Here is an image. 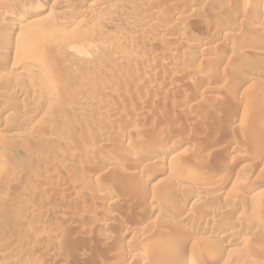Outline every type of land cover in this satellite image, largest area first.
Listing matches in <instances>:
<instances>
[{
  "label": "rangeland",
  "instance_id": "374dc122",
  "mask_svg": "<svg viewBox=\"0 0 264 264\" xmlns=\"http://www.w3.org/2000/svg\"><path fill=\"white\" fill-rule=\"evenodd\" d=\"M6 1L14 0H0V107L7 108L0 111V160L8 159L6 165L0 163V264H92L98 257L105 259L103 263L109 262L105 264H152L153 255L161 251L172 254L182 251L184 258L193 255L200 264H264V148L261 152L258 150L264 143V54H260L264 47L254 41L264 38V20H260L263 22L260 25L257 18L261 7L256 12H244V3L249 0H124L126 3L123 0L122 3L121 0H49L45 15H50V19L43 22L42 32L24 28L11 32L9 21L2 18V14L10 11ZM40 1L26 0L33 4ZM67 2H70L69 8H63ZM146 9L152 14L147 15ZM166 15H179V22L167 24L163 20ZM180 16H184L181 21ZM69 21L73 24H67ZM221 26L228 34L236 32L237 35H219ZM133 28L139 30V36L130 32ZM101 33L113 35L104 46L99 44ZM196 38L204 41L205 46L195 47ZM18 45L22 47L19 60L30 64L32 79L1 64ZM181 53L187 57L183 61ZM175 58L181 60L180 65L174 63ZM259 66L263 70L261 75H250ZM188 70H194L196 75L193 71L190 78L181 80L179 73L191 74ZM90 74L99 77L94 82H84ZM43 91H53L57 96L48 98ZM145 91L156 99L145 101ZM225 101L230 102L223 104ZM165 116H171L175 122L171 126L163 123ZM146 118L157 122L148 124ZM163 124H167L165 128ZM157 127H163L165 134H159ZM119 135L124 139L120 140ZM140 136L149 139L151 145L132 148L131 143L142 139ZM171 146L181 151L177 165L200 171L201 164H211L205 172L209 177L215 175L213 167L220 164L230 174L223 192L216 195L215 186L203 191L195 200L196 208L193 202L194 207H190L193 209L179 214L181 220L168 229L177 228L173 240L170 238L164 243L167 239H163L153 244L150 241L168 231L162 228L166 226L163 223L167 218L163 214L166 206L188 192H196L193 183L186 191L181 190L179 175L169 172L168 164L162 166L150 160L138 165L145 153L164 156ZM67 154L72 163L59 162ZM107 154L112 157L114 154L115 162L97 176L91 175ZM30 163L34 169L31 166L27 172L22 170ZM160 168L165 173L162 171L163 174L152 178L150 174ZM21 170L26 175L20 179L16 174ZM75 177L80 179L77 181ZM150 177V184L145 185ZM75 180L82 184H76ZM96 189L99 196L117 194L113 195L115 201L99 202V196L94 193ZM92 192L95 196L89 195ZM139 193L140 196L142 193L140 199ZM94 203L97 208L101 207L100 213L93 210ZM147 203L149 206L159 203L160 209L163 206L165 210L149 213ZM40 205L48 206L49 212L39 215ZM81 207L82 211L92 209L96 217L86 211H81L80 217L74 211ZM67 217L74 229L68 236H51L46 230L48 226ZM91 218L97 220L92 222ZM99 219L103 223L98 225L95 222H101ZM226 230L229 234L223 237L221 232ZM124 231L131 232L133 237ZM181 234L185 237H180ZM213 247L223 248L220 259L205 253ZM135 252L140 256L141 252L146 253L151 261L143 259L147 258L145 255L131 260ZM118 255L122 257L117 258Z\"/></svg>",
  "mask_w": 264,
  "mask_h": 264
},
{
  "label": "bare ground",
  "instance_id": "6f19581e",
  "mask_svg": "<svg viewBox=\"0 0 264 264\" xmlns=\"http://www.w3.org/2000/svg\"><path fill=\"white\" fill-rule=\"evenodd\" d=\"M119 1V0H118ZM124 1V0H123ZM122 0L120 1L121 3L123 2ZM127 1V0H126ZM7 3L5 4V6L10 10L9 12H7V13H5V14H2V18H3V21L5 20V22L6 21H9L7 24L9 25V28L8 29H10V31L11 32H14V31H16V30H18V29H25V30H27V31H37V32H39V31H41L42 32V30L44 29L43 28V22L45 21L46 22V20H47V22H48V20L50 19V15H45V12H46V10L48 9V7H49V0H41L40 2H34V4L33 3H30V2H26V0H25V2L24 1H6ZM125 2V1H124ZM126 3V2H125ZM130 3H131V1H130ZM4 4V3H3ZM124 4V3H123ZM129 4V3H128ZM245 4V7H243L244 9H243V11L245 12V11H247V12H249V11H258V9L261 7V10H259L260 12H259V15L257 16V18H258V20L260 21H262V20H264V0H249L248 2H246V3H244ZM93 4H91V6H92ZM227 5V4H226ZM69 6H70V2H67V3H65V4H63V8H66V9H68L69 8ZM190 7V6H189ZM186 9V8H185ZM148 9H146V11H147ZM145 11V13L148 15V14H152V12L151 11H147L146 12ZM243 14V13H242ZM99 15V14H98ZM182 15V14H181ZM174 16V15H173ZM171 16V15H166V16H164L163 17V20L167 23V24H169V25H174V22H176V21H178L179 20V15H178V17H176V16ZM190 16V15H189ZM253 16V15H252ZM97 17H99V16H97ZM132 17V16H131ZM184 16H180V21L182 20V18H183ZM255 17V16H254ZM250 18V17H249ZM253 18V17H252ZM189 20V19H188ZM251 20H253V19H251ZM163 21V22H164ZM186 21H187V19H186ZM255 22H256V19L254 20ZM261 21L259 22V23H261ZM44 22V23H45ZM179 22V21H178ZM237 22V21H236ZM241 22V21H240ZM245 22V21H244ZM108 23V22H107ZM184 23V22H183ZM247 23V22H246ZM258 23V24H259ZM263 23V22H262ZM262 23L260 24V25H262ZM67 24H73V21H69ZM231 24H233V23H231ZM235 24V23H234ZM248 24V23H247ZM257 24V25H258ZM66 25V24H65ZM107 25V24H106ZM227 25V24H226ZM225 25V26H226ZM230 25V24H229ZM250 24H248V26H249ZM215 26V25H214ZM231 26H233V25H231ZM230 26V27H231ZM1 27V26H0ZM165 27V26H164ZM167 27H168V25H167ZM170 27H172V26H170ZM205 27H207V25H205ZM210 27V26H209ZM208 27V28H209ZM224 27V26H223ZM222 26H221V30H220V28H219V31H218V33H219V35L220 34H223V36L225 35H227L228 33V31L226 32V28H223ZM262 27V26H261ZM112 28V27H111ZM169 28V27H168ZM215 28V27H214ZM213 28V29H214ZM228 28V27H227ZM233 28H234V26H233ZM218 29V28H217ZM228 29H230V28H228ZM239 29V28H238ZM205 30V29H204ZM207 30H209V29H207ZM207 30H206V32H207ZM216 30V29H215ZM231 30H232V28H231ZM263 30V29H262ZM210 31H211V33L213 32V34L215 33L214 31H212L211 29H210ZM246 31V30H245ZM130 32L133 34V35H138L139 34V30L137 29H135V28H133V29H131L130 30ZM239 32V31H238ZM10 33V32H9ZM104 33V32H103ZM112 33H115V32H112ZM102 34V33H101ZM209 34V33H208ZM236 34V32L233 34V35H235ZM181 35V34H180ZM218 35V34H217ZM217 35H216V37H217ZM228 35H232V33L230 34V32H229V34ZM232 35V36H233ZM237 35V34H236ZM101 36V35H100ZM112 37H113V35H111ZM111 36H110V34L108 35V34H102V36H101V39H100V41H99V44H101L102 46H104L103 44H105V43H107L110 39H111ZM115 36V35H114ZM139 36V35H138ZM183 36V35H182ZM224 36V37H225ZM230 36H228V37H230ZM231 36V37H232ZM244 36V35H243ZM197 37V36H196ZM211 37V36H210ZM223 37V38H224ZM147 38V37H146ZM179 38V37H178ZM227 38V37H226ZM113 39V38H112ZM181 39V38H180ZM198 38H196V41H195V39H193L194 41H195V47L196 46H205V42L204 41H202V40H197ZM211 39V38H210ZM217 39V38H216ZM27 40L28 39H26V40H24L25 42L24 43H26L27 42ZM145 40V39H144ZM192 40V41H193ZM206 40V39H205ZM221 39H220V37H219V41H220ZM112 41V40H111ZM184 41V40H183ZM214 41V40H213ZM254 41H256L261 47H264V38L262 37V38H259V39H257V40H254ZM253 41V42H254ZM251 42V41H250ZM255 42V43H256ZM97 43V42H96ZM109 43V42H108ZM190 43V42H189ZM215 43V42H214ZM28 44V43H27ZM222 45L224 44V43H221ZM248 44V43H247ZM251 44V43H250ZM254 44V43H253ZM124 45V44H123ZM128 45V44H127ZM257 45V44H256ZM41 46V45H40ZM15 47V46H14ZM21 46H16L14 49V51H13V53H11V56H9V59L7 60V61H2L1 62V64L2 65H4L5 64V66L8 68V70H10V71H12V72H16L17 74L18 73H24V74H26V75H28V77L29 78H31L32 79V77H30V73L31 72H29V71H31L30 70V64H24V63H22L19 59H20V56H21V51H22V47L20 48ZM44 47V46H43ZM244 47H247V46H244ZM256 47V46H255ZM258 47V46H257ZM248 48V47H247ZM133 50V49H132ZM246 50V49H245ZM250 50V49H249ZM138 51V50H137ZM161 51V50H160ZM158 52H159V50H158ZM162 52V51H161ZM160 52V54H162ZM261 52V51H260ZM183 53V52H182ZM181 53V59H182V61H183V59H185V57L184 56H182L183 54ZM251 53V52H250ZM261 55L262 54H264V52L262 51L261 53H260ZM157 55V54H156ZM258 56V55H257ZM260 56V55H259ZM258 56V57H259ZM130 57V56H129ZM184 57V58H183ZM188 57H190V56H188ZM234 57V56H233ZM257 57V58H258ZM187 58V57H186ZM2 59H4V58H2ZM123 59V58H122ZM176 59V58H175ZM132 60V59H131ZM177 60V59H176ZM187 60V59H186ZM189 60H193V59H189ZM134 61V60H133ZM179 61H181V60H177L176 62L174 61V63L176 64V65H178V63H179V65H180V62ZM188 61V60H187ZM221 61H222V59H221ZM190 62H192V61H190ZM134 63V62H133ZM182 63V62H181ZM193 63V62H192ZM217 64V63H216ZM263 64V63H262ZM192 65V64H191ZM258 64H256V66H257ZM193 66V65H192ZM261 66V65H260ZM260 66L259 67H257L256 69H253V70H251V72H249L250 73V75H258V74H260L263 70H261V68H260ZM1 67V66H0ZM173 67H175V66H173ZM216 67V66H215ZM2 68V67H1ZM107 68H108V66H107ZM112 68V67H111ZM113 69V68H112ZM111 69V70H112ZM180 69V68H179ZM178 69V70H179ZM182 69H184V68H182ZM192 69V68H191ZM264 69V68H263ZM1 70V69H0ZM106 70V69H105ZM110 70V69H109ZM173 70V69H172ZM171 70V71H172ZM107 71V70H106ZM188 71H190V70H188ZM187 71V72H188ZM194 71V70H193ZM192 71V72H193ZM200 71V70H199ZM168 72V71H167ZM177 72V71H176ZM175 72V73H176ZM185 72H186V70H185ZM182 73V71L179 73L180 74V78H181V80L182 79H184V81L186 80V79H188V78H190L191 77V75H193V73L191 72V74L190 73ZM195 72V71H194ZM264 72V71H263ZM106 73V72H105ZM108 73H110V72H108ZM112 73H113V71H112ZM165 74V73H164ZM32 75V74H31ZM111 75V74H110ZM167 75H169V74H167ZM176 75V74H175ZM196 75V72H195V74H194V76ZM261 75V74H260ZM96 76H98V75H88V76H86L85 78H84V82H94V81H96V79L99 77H96ZM254 76H252L251 78L253 79V77ZM102 77V76H101ZM175 77V76H174ZM217 77V76H216ZM166 79H167V76L165 77ZM164 78V79H165ZM168 78H170V75H169V77ZM176 78V77H175ZM247 78V77H246ZM19 79V78H18ZM103 79V78H102ZM219 79V78H218ZM225 79V78H224ZM224 79H223V84H225V82L226 81H224ZM100 80V79H99ZM168 80V79H167ZM180 80V81H181ZM229 80V79H228ZM83 81V80H82ZM150 81V80H149ZM183 82V81H182ZM218 82H220V80L218 81ZM217 82V83H218ZM40 83V82H39ZM151 83V82H150ZM179 83V82H178ZM38 84V83H37ZM199 84V83H198ZM221 84V83H220ZM219 84V85H220ZM216 85V84H215ZM146 86V85H145ZM44 87V86H43ZM148 87V86H147ZM198 87V86H197ZM216 87H218V86H216ZM221 87V86H220ZM44 89H46V88H44ZM12 90V89H11ZM27 92V91H26ZM43 92H45V95L48 97V98H53L54 99V97L55 96H57L56 95V93L54 94L53 93V91H43ZM146 92V91H145ZM225 92V91H224ZM59 94V93H58ZM140 94V93H139ZM228 94V93H227ZM229 95V94H228ZM234 96V95H233ZM30 97V96H29ZM60 97V96H59ZM126 97V96H125ZM155 97V96H154ZM128 98H130V97H128ZM143 98V97H142ZM220 98V97H219ZM230 98H231V96H230ZM58 99V98H57ZM61 99V98H60ZM132 99V98H131ZM135 99V98H134ZM155 100L156 99V97L155 98H153V94L152 95H148L147 94V92H146V96L144 97V100L145 101H151V100ZM184 99V98H183ZM194 99V98H193ZM231 99H233L234 100V98H231ZM100 100V99H99ZM144 100H142V101H144ZM152 100V101H153ZM227 100H230V99H227ZM5 100H2V103L4 102ZM104 101V100H103ZM131 101V100H130ZM144 101V102H145ZM159 101V100H158ZM184 101H186V100H184ZM10 102V101H9ZM99 102V101H98ZM100 102H102V101H100ZM107 102V101H106ZM188 102V101H187ZM218 102V101H217ZM230 102V101H229ZM229 102H227V101H225L223 104H227V103H229ZM233 101H231V103H232ZM237 102V101H236ZM5 103V102H4ZM105 103V102H104ZM149 103V102H148ZM186 103V102H185ZM195 103V102H194ZM199 103V102H198ZM214 103V102H213ZM216 103V102H215ZM136 104V103H135ZM211 104V103H210ZM234 104V103H233ZM3 105V104H2ZM146 105V104H145ZM219 105V104H218ZM228 105V104H227ZM232 105V104H231ZM6 106H7V104H6ZM119 106V105H118ZM121 106V105H120ZM119 106V107H120ZM123 106V105H122ZM135 106V105H134ZM192 106V105H191ZM226 106V105H225ZM238 107V106H237ZM236 107V108H237ZM79 108V107H78ZM123 108V107H122ZM127 108V107H126ZM132 108H133V106H132ZM138 108V107H137ZM235 108V109H236ZM6 110L7 108L5 107L4 108V106L3 107H0V111H3V110ZM83 109V108H82ZM121 109V108H120ZM203 109V108H202ZM206 109V108H205ZM229 109V108H228ZM76 110V109H75ZM85 110V109H84ZM128 110H130L129 108H128ZM231 110V109H230ZM249 110V109H248ZM81 111V110H80ZM120 111V110H119ZM121 111H125V110H121ZM120 111V112H121ZM238 111V110H237ZM241 111V110H240ZM126 112V111H125ZM129 112V111H128ZM135 112V111H134ZM124 113V112H123ZM131 113H133V112H131ZM251 113V112H250ZM126 114H127V112H126ZM129 114H130V112H129ZM133 114H135V113H133ZM240 114V113H239ZM253 114V113H252ZM136 115V114H135ZM141 115V114H140ZM139 115V116H140ZM245 113L244 114H242L241 115V117L242 118H245ZM248 115V114H247ZM138 116V115H137ZM13 117H16V116H14L13 115ZM166 117V116H165ZM163 117V123H167V124H170V126H171V123L172 122H175L174 120H173V118H175L174 117V115H173V118L171 117V116H169V117ZM129 118H131V117H129ZM154 118H156V117H154ZM164 118H165V120H164ZM251 118V117H250ZM233 119V118H232ZM130 120H132L133 121V119H130ZM136 120V119H135ZM156 120V119H155ZM160 120V119H159ZM145 121H146V123H152V122H154V120L152 121V119H150V118H146L145 119ZM161 121V120H160ZM144 122V121H143ZM157 122V121H156ZM156 122H154V123H156ZM241 123V122H240ZM264 123V122H263ZM166 124V125H167ZM175 124V123H174ZM177 124H178V122H177ZM151 125V124H150ZM164 125V126H163ZM163 125H161V126H163L164 128L166 127V125L165 124H163ZM216 125V124H215ZM152 126H153V124H152ZM174 126H176V125H174ZM219 126V125H218ZM163 127H161V128H159V127H157V128H159V129H157L158 131H161V132H158L159 134L160 133H162V135L163 134H165V129H163ZM173 127V126H172ZM177 127V126H176ZM127 128V127H126ZM216 128V127H215ZM220 128V127H219ZM224 128V127H223ZM59 129V128H58ZM61 129V128H60ZM118 129V128H117ZM152 129V128H151ZM167 129V128H166ZM65 130V129H64ZM119 130V129H118ZM130 130V129H129ZM129 130H127V131H129ZM168 130V129H167ZM215 130V129H214ZM218 130H220V129H218ZM63 131V130H62ZM68 131V130H67ZM130 131H132V129L130 130ZM129 131V132H130ZM156 131V130H155ZM59 132V131H58ZM123 131L122 130H120V134L122 133ZM222 132V131H221ZM262 132V131H261ZM98 133H100V132H98ZM97 133V134H98ZM127 133V132H126ZM152 133V132H151ZM153 133H154V131H153ZM214 133H218V132H214ZM96 134V133H95ZM101 134V133H100ZM113 134V133H112ZM169 133L167 132V135H168ZM223 134V133H222ZM102 135H104V133L102 134ZM115 135L117 136V131H116V133H115ZM114 135V136H115ZM123 137H124V135L123 134H121ZM126 135V134H125ZM154 135V134H153ZM156 135V134H155ZM105 136V135H104ZM116 136L114 137L115 139H116ZM120 136V135H119ZM144 136V135H143ZM147 136V135H146ZM158 136V135H157ZM170 136V135H169ZM95 137H97V135H95ZM108 137V136H107ZM123 137H121L120 136V140H123L124 138ZM141 137V136H140ZM168 137V136H167ZM240 137V136H239ZM98 138H99V136H98ZM102 138H104L103 136H102ZM123 138V139H122ZM142 138V137H141ZM146 138V137H145ZM101 139V138H100ZM118 139V138H117ZM151 139V138H150ZM158 139V138H157ZM163 140H164V138H162ZM230 139V138H229ZM130 140V139H129ZM129 140H128V142H129ZM132 140V139H131ZM152 140H155V138L154 139H152ZM177 140V139H176ZM260 140H261V138H260ZM119 141V140H118ZM173 141V139L171 140V142ZM229 141V140H228ZM261 141H263V140H261ZM45 142V141H44ZM120 142V141H119ZM150 140L149 139H144V138H142V139H140V138H138V139H136V140H134L132 143H131V147L132 148H138V147H140V148H145V147H148V145H151L150 144ZM155 142H157V141H154V143ZM162 142V141H161ZM175 142H177V141H175ZM118 143V142H117ZM130 143V142H129ZM128 143V144H129ZM177 143H179V142H177ZM229 143V142H228ZM231 143V142H230ZM229 143V144H230ZM85 144V143H84ZM92 144V143H91ZM95 144V143H94ZM93 144V145H94ZM152 144H153V142H152ZM163 144V143H162ZM161 144V145H162ZM235 145H236V143H234ZM259 144H261V143H259ZM263 145H261V146H259V145H257V147H258V150H260V152H261V149L262 148H264V143H262ZM92 145V146H93ZM165 145V144H164ZM163 145V146H164ZM227 145V144H226ZM174 146V145H173ZM233 146V145H232ZM86 147V146H85ZM152 147V146H151ZM154 147H155V145H154ZM159 147V146H158ZM157 147V148H158ZM229 147V146H228ZM171 148H172V146H171ZM233 148V147H232ZM87 149V148H86ZM177 148H172L171 150H169V152L166 154V155H164V156H152V155H150L149 153H142V154H144L143 156H141V158H140V160H138L139 162H138V165H141V164H144L145 163V161H150V160H152V162L154 163V164H158V165H166V164H168L170 167L168 168L169 169V172L171 171L172 173L174 172V173H177L178 175V177L177 178H180L179 179V181H180V186H179V188L181 189V190H183V191H186L185 189L188 187V185L189 184H194V185H196L195 186V188H196V192L195 191H193V192H188V191H190V190H188L187 192H188V194H186L185 196H183V197H181V199H179V200H177V201H175V202H172V204L168 207V206H166V210L164 209V207L162 206V210L164 209L165 211H164V213L163 214H165V216L167 217L164 221H163V223H165V227H162V228H165L166 230H168V229H170L172 226H174V223L176 222V221H180L181 220V216L179 215L181 212H183V211H186V210H188L190 207H192L193 206V202H195V200L198 198V194H200V193H203V191H207L208 189H210V188H213L214 186L217 188V192H215L216 193V195H219L220 193H221V191L223 192V190L225 189V185L226 184H228V183H226L227 182V180H228V175L230 174V172H228V171H226L225 170V166H214L213 167V165H212V167H213V170L215 171V175L213 176H211V178H209V177H206L205 176V172L208 170V169H210L209 168V165L211 166V164H201V166H200V171H196V170H193L191 167H189L188 165L187 166H183V165H177V161H178V158H179V156H180V152H177V150H176ZM83 150V149H82ZM81 150V151H82ZM88 150V149H87ZM133 150V149H132ZM156 150V149H155ZM233 150H234V148H233ZM135 151V150H134ZM263 151V150H262ZM79 152V151H78ZM149 152V151H148ZM257 153H258V151H256ZM116 153V152H115ZM128 153V152H127ZM155 153V152H154ZM125 154H126V151H125ZM152 154V153H151ZM258 154H260V153H258ZM66 155V154H65ZM85 155V154H84ZM112 155V154H111ZM110 154H107V155H104V156H102V159H101V161H99L97 164H96V166L93 168V170H92V172H90L91 173V175H95V176H97L96 174L98 173H101V172H103L104 170H106V168L107 167H109V165H112L113 164V162H115L114 160H115V158H113L114 157V154H113V157L111 156ZM80 156V155H79ZM117 156V155H116ZM130 156V155H129ZM62 157V156H61ZM124 157H125V155H124ZM127 157H128V154H127ZM74 158V157H73ZM80 158H81V156H80ZM84 158H85V156H84ZM120 158V157H119ZM139 158V157H138ZM241 158H243V157H241ZM62 161L61 160H59V162H62V164H65V163H68V161H70V156L67 154V156H63L62 158ZM83 159V158H82ZM81 159V160H82ZM8 159H5L4 157L0 160V163L1 164H3V165H6L7 163H8V161H7ZM80 160V161H81ZM71 162V161H70ZM118 162V161H117ZM236 162H237V160H236ZM72 163V162H71ZM220 163H222V162H220ZM233 163V162H232ZM57 164V163H56ZM61 163H60V165H62ZM127 164V163H126ZM67 165V164H66ZM69 165V164H68ZM78 165V164H77ZM80 165V164H79ZM125 165V164H124ZM128 165V164H127ZM130 165V164H129ZM151 165V164H150ZM162 165V166H163ZM167 165V166H168ZM193 165V164H192ZM32 166V167H31ZM35 166V165H34ZM70 166V165H69ZM72 166V165H71ZM178 166H180V167H178ZM198 166V165H197ZM30 167L31 168H33V165H31V163L30 164H28L27 165V167H25V169H22V170H25V172H27L28 171V169L30 170ZM64 167H67V166H64ZM74 169H77L78 167L75 165H73L72 166ZM71 167V168H72ZM75 167H77V168H75ZM129 167V166H128ZM35 168V167H34ZM33 168V169H34ZM72 168V169H73ZM226 168H227V166H226ZM62 169H63V166H62ZM73 169V170H74ZM82 169V168H81ZM134 169V168H133ZM153 169V168H152ZM157 169V168H156ZM156 169H154L155 171H153L151 174H150V176L152 177V176H154V175H161V174H163L162 173V171L164 172L165 170L163 169V168H160L161 170H156ZM159 169V168H158ZM21 170V171H22ZM64 170V169H63ZM80 170V169H79ZM119 170V169H118ZM167 170V169H166ZM19 171V173H17L16 175H17V178H23V176H24V174H25V172L24 171ZM132 171V170H131ZM157 171H161V172H157ZM168 171V170H167ZM210 171V170H209ZM212 171V170H211ZM210 171V172H211ZM57 172V171H56ZM68 172V171H67ZM120 171H118V173H119ZM136 172V171H135ZM134 172V173H135ZM169 172H167L168 174H169ZM48 174L50 173V172H47ZM68 173H70V170H69V172ZM165 173V172H164ZM229 173V174H228ZM15 175V176H16ZM26 175V174H25ZM74 175V174H73ZM115 175V174H114ZM132 175V174H131ZM89 176V175H88ZM87 176V177H88ZM108 176V175H107ZM57 177V176H56ZM65 177V176H64ZM67 177V176H66ZM79 177H80V175H79ZM76 178V180L77 179H80V178ZM83 177V176H82ZM81 177V178H82ZM86 177V176H85ZM93 178H94V180H96L95 179V177L94 176H92ZM121 177V176H120ZM148 177V176H147ZM146 177V178H147ZM151 177L150 178H148V181H144L145 182V185H149L150 184V180L149 179H151ZM58 178V177H57ZM69 179L71 178V177H68ZM90 179H91V177H89ZM153 178V177H152ZM86 179H88V178H86ZM86 179H84V181L86 180ZM90 179H88V180H90ZM176 179V178H175ZM235 179V178H234ZM16 180V179H15ZM18 180V179H17ZM65 180V179H64ZM68 180V179H67ZM74 181L75 183L78 181ZM88 180H86V181H88ZM98 180V179H97ZM115 180V179H114ZM81 181H83V179L81 180ZM81 181L79 180V182H77L76 184H80L81 183ZM122 181V180H121ZM120 181V182H121ZM237 181V180H236ZM67 182V181H66ZM73 182V181H72ZM92 182H93V180H92ZM94 182H96V181H94ZM93 182V183H94ZM118 182V181H117ZM70 183V182H69ZM74 183V184H75ZM86 183V182H85ZM214 183H216V184H214ZM82 184V183H81ZM134 184V186H136L135 184V182L133 183ZM157 184V183H156ZM179 184V183H178ZM192 184V185H193ZM73 185V184H72ZM72 185H71V187H72ZM83 185H84V182H83ZM87 185H88V183H87ZM86 185V186H87ZM97 185V184H96ZM139 185V184H138ZM166 185V184H165ZM177 185V184H176ZM175 185V186H176ZM192 185H191V187H192ZM61 186V185H60ZM75 186V185H74ZM129 186L131 187L132 185H130L129 184ZM151 186H152V184H151ZM79 187V186H78ZM83 187V186H82ZM81 186L79 187V188H82ZM84 187H85V185H84ZM96 187V186H95ZM111 187V186H110ZM133 187V186H132ZM138 187H140V185L138 186ZM138 187H136L137 189H138ZM144 187V186H143ZM62 188V187H61ZM93 188V187H92ZM98 189H99V187H97ZM112 188V187H111ZM134 188V187H133ZM130 189H132V188H130ZM94 189H92V191H93ZM102 190V189H101ZM129 190V189H128ZM134 190V189H133ZM181 190H179V191H181ZM215 191H216V189H214ZM97 191V189L94 191V193H95V195L98 197L99 195H97L98 194V192H96ZM99 191H100V189H99ZM130 191V190H129ZM132 191V190H131ZM91 192V191H90ZM118 192V191H117ZM116 192V193H117ZM176 192V191H175ZM93 193V192H92ZM92 193H90L89 195L90 196H95L94 195V193H93V195H91ZM136 193V192H135ZM179 193H182V192H179ZM214 193V192H213ZM255 193V192H254ZM253 193V194H254ZM99 194H100V192H99ZM120 194V193H119ZM88 195V196H89ZM101 195V194H100ZM113 195H117V194H113ZM112 194H111V192L110 193H107V194H105V195H102V196H99V199L98 200H100L99 202H101V203H103V202H108L107 204H109L110 202L111 203H113L112 201H115L114 200V196H113ZM137 195V194H136ZM183 195V194H182ZM213 195V194H212ZM138 196H140V193L138 194ZM211 195H209V197H210ZM101 197V198H100ZM144 197H146V195L144 196ZM152 197V196H151ZM215 197V196H214ZM135 198V197H134ZM138 198V197H137ZM140 198H142V193H141V196L139 197V199ZM240 198V197H239ZM136 199V198H135ZM193 199H194V201H193ZM210 199V198H209ZM74 200V199H73ZM76 200V199H75ZM80 200H82V199H80ZM79 200V201H80ZM95 200H96V197H95ZM119 200V199H118ZM143 200V199H142ZM212 200V199H211ZM46 201V200H45ZM49 201V200H48ZM83 201V200H82ZM137 201H141V200H137ZM158 201V200H157ZM197 201V200H196ZM44 202V201H43ZM87 201H84V203H86ZM92 202H93V200H92ZM95 202V201H94ZM148 202H150V201H148ZM213 202H214V200H213ZM82 203V202H81ZM91 203V202H90ZM116 203V202H115ZM140 202H138V204H139ZM162 203V202H161ZM193 203V204H192ZM221 203V202H220ZM219 203V204H220ZM43 204V203H42ZM45 204V203H44ZM141 204H144V202L143 203H141ZM148 204V206H149V204L150 203H147ZM195 207L194 208H196L197 207V203L195 202ZM243 204V203H242ZM49 205V204H48ZM88 205V204H87ZM166 205V204H165ZM202 205V204H201ZM239 205V204H238ZM245 205V204H244ZM94 206H95V203H94ZM108 206V205H107ZM148 206H146V208H148ZM203 206V205H202ZM219 206V205H218ZM247 206V205H246ZM92 207V206H91ZM90 207V208H91ZM96 208H97V206H95ZM95 207H92L93 208V210L95 211V213H96V211H99L98 213H100V211H101V207L99 208V210H98V208L97 209H95ZM140 207V206H139ZM150 207V211H149V213L150 212H159L160 213V211H162L161 209H160V204L159 203H156V205H150L149 206ZM168 207V208H167ZM240 207V206H239ZM48 206H45V205H40V207L39 208H37V212H38V214L39 215H44V214H46L47 212H49V210H48ZM84 208V207H83ZM207 208V207H206ZM84 209H87V207L86 208H84ZM190 209H193V208H190ZM202 209V208H201ZM220 209V208H219ZM88 210H90V209H88ZM88 210L86 211V213L88 212ZM93 210L91 209V211H89L88 213L90 214L89 216H91L92 214V212H93ZM146 210V209H145ZM147 210H149V208L147 209ZM206 210V209H205ZM209 210V209H208ZM221 210V209H220ZM82 211V207L81 208H76V211H74L75 213H80ZM85 211H82V213H84ZM196 211V210H195ZM199 211V210H198ZM197 211V212H198ZM73 212V213H74ZM163 212V211H162ZM205 212V211H204ZM206 212H208V211H206ZM94 212H93V215L95 214ZM193 213V212H192ZM201 213V212H200ZM234 213V212H233ZM241 213V212H240ZM37 214V213H36ZM78 214H75V215H78ZM97 214V213H96ZM95 214V215H96ZM212 214V213H211ZM219 214V213H218ZM38 215V216H39ZM74 215V218L76 217ZM80 215V214H79ZM85 215V214H84ZM86 215H88V214H86ZM94 215V216H95ZM194 215V214H193ZM204 215V214H203ZM208 214L206 213V215L205 216H207ZM213 215V214H212ZM214 215H216V214H214ZM229 215V214H228ZM146 216V215H145ZM198 216V215H197ZM80 217H82V215H80ZM96 217V216H95ZM201 217V216H200ZM199 216H198V218H200ZM208 217H210V216H208ZM230 217H231V214H230ZM69 218H72V217H69ZM182 218H184V220H185V216L184 217H182ZM193 218H195V217H193ZM201 218H204V217H201ZM206 218V217H205ZM204 218V219H205ZM68 219V217L67 218H64L62 221L63 222H58L57 221V223H54V224H51V225H49L48 226V229H46V230H48L49 231V233L51 234V236H64V235H67V234H69L73 229H74V224H72V222L70 223V221H69V219ZM95 220H92V218H91V220H92V222H94V221H96L97 219L96 218H94ZM196 219V218H195ZM203 219V220H204ZM72 220H73V218H72ZM90 220V219H89ZM100 221L102 220V219H99ZM98 220V221H99ZM136 220H138V219H136ZM198 221H199V219H197ZM205 220H207V219H205ZM204 220V221H205ZM228 220V219H227ZM232 220V219H231ZM64 221H69V222H64ZM131 221V220H130ZM195 221V220H194ZM193 221V222H194ZM197 221V222H198ZM229 221V220H228ZM90 222V221H89ZM202 222V221H201ZM91 223V222H90ZM96 224H100V223H103L102 221L101 222H99V223H97V222H95ZM95 223H92L93 225L95 224ZM167 223V224H166ZM198 223H200V221L198 222ZM234 223V222H233ZM239 223V222H238ZM246 223H249V222H246ZM76 224V223H75ZM180 224V223H179ZM212 224V223H211ZM210 224V225H211ZM228 224V223H227ZM230 224V223H229ZM245 224V223H244ZM251 224V223H250ZM103 225V224H102ZM115 225V224H114ZM168 225V226H167ZM207 225V224H206ZM223 225V224H222ZM241 225V224H240ZM92 226V225H91ZM182 226V225H181ZM200 226V225H199ZM247 226V225H246ZM254 226V225H253ZM256 226V225H255ZM241 227V226H240ZM130 228V227H129ZM129 228H127V229H129ZM173 228H175V227H173ZM176 229L177 228H175V230H168V231H164V232H161L160 233V236H157L154 240H152V241H150V243L152 242L153 244L154 243H159V242H162V240L164 239H167V240H165L164 241V243L166 242V241H168L170 238L172 239L173 237L175 238V236H177L176 235V233H174V231H176ZM202 229V228H201ZM205 229H206V227H205ZM219 229V228H218ZM224 229V227L221 229V230H223ZM226 229V228H225ZM249 229V228H248ZM257 229V228H256ZM76 230V229H75ZM131 230V229H130ZM162 230V229H161ZM164 230V229H163ZM180 230H182V229H180ZM204 230V229H203ZM240 230V229H239ZM186 231V230H185ZM210 231V230H209ZM216 231H218V230H216ZM228 230H226V231H224L223 233L221 232V231H219V232H221V234H223L222 236L224 237V236H226V235H228L229 234V232H227ZM245 231V230H244ZM74 232V231H73ZM125 232V231H124ZM133 232V231H132ZM177 232V231H176ZM179 232V231H178ZM190 232V231H189ZM213 232V231H212ZM134 233V232H133ZM184 233V232H183ZM182 233V234H183ZM232 233V232H231ZM125 234L126 235H129L130 234V238L131 237H133V236H131V232L130 233H128L127 231L125 232ZM181 234V235H182ZM186 234H188V233H185V236H187ZM198 235V234H197ZM237 235V234H236ZM32 236V235H31ZM37 236V235H36ZM68 236V235H67ZM72 236V235H71ZM137 236V235H136ZM184 235H182V236H180V237H183ZM184 236V237H185ZM220 237V235H218L217 234V237ZM234 236V235H233ZM34 237H35V235H34ZM33 237V238H34ZM48 237L50 238V236L48 235ZM38 238V237H37ZM74 238H75V236H74ZM105 239H106V237H104ZM129 238V237H128ZM177 238V237H176ZM190 238V237H189ZM188 238V239H189ZM222 238V237H221ZM52 239V238H51ZM61 239V238H60ZM179 239V238H178ZM182 239H184V238H182ZM232 239V238H231ZM236 239V238H235ZM34 240H35V238H34ZM56 240V239H55ZM69 241L71 240V239H68ZM129 240V239H128ZM127 240V241H128ZM173 240V239H172ZM185 240V239H184ZM239 240H240V238H239ZM52 241V240H51ZM134 241V240H133ZM171 241V240H170ZM178 241H180V240H178ZM191 241V240H190ZM231 241V240H230ZM234 241V240H233ZM56 242H58V240L56 241ZM55 242V243H56ZM71 242H72V240H71ZM129 242H130V240H129ZM129 242H126V243H129ZM143 242V241H142ZM172 242V241H171ZM194 242V241H193ZM197 242V241H196ZM167 243V242H166ZM174 243V241L172 242V244ZM57 245H58V243H57ZM120 244H118V246H119ZM142 245V244H141ZM148 245V244H147ZM151 245V244H150ZM156 245V244H155ZM179 245V244H178ZM226 245V244H225ZM64 246V245H63ZM117 246V247H118ZM152 246V245H151ZM154 246V245H153ZM168 246V245H167ZM170 246V245H169ZM175 246V245H174ZM196 247H198L197 245H195ZM57 247H59V246H57ZM114 247H116V246H114ZM113 247V248H114ZM146 247V246H145ZM165 247H166V245H165ZM204 247V246H203ZM209 247H210V245H209ZM176 248V247H175ZM174 248V249H175ZM207 248V247H206ZM118 249H119V247H118ZM146 249V248H145ZM168 249V248H167ZM178 249V248H177ZM181 249V248H180ZM182 249H183V247H182ZM223 249V248H222ZM221 249V250H222ZM60 250H63L62 248L60 249ZM121 250V249H120ZM154 250V249H153ZM159 250H161V249H159ZM185 250V249H184ZM208 250V249H207ZM206 250V251H207ZM220 249H218V248H210V250H208V252H205L206 254H208V255H210L211 256V258H214V259H220V257L222 256V251H221ZM117 251V250H116ZM147 251V250H146ZM156 251H157V249H156ZM155 251V252H156ZM199 251V250H198ZM121 252V251H120ZM119 252V253H120ZM151 252V251H150ZM149 252V253H150ZM154 252V251H153ZM196 252V251H195ZM118 253V252H117ZM117 253H114V254H117ZM134 253V252H133ZM136 253L137 252H135V254H130L129 256H130V259L131 260H134V259H140L143 255H145L146 253H142L141 252V254H142V256H140V254L139 255H136ZM139 253V252H138ZM152 253V252H151ZM176 253V252H175ZM193 253V252H192ZM191 253V254H192ZM113 254V253H112ZM113 254V255H114ZM154 254V253H153ZM153 254H150V255H153ZM183 254H184V252H178L177 254H172V253H170V252H163V251H161V252H158V253H155L154 255H153V257L151 258L152 259V262H150V263H152V264H200V262L199 261H197V260H195L194 258H192L193 257V255H189L190 257H187V258H184V256H183ZM129 256H127V257H129ZM209 256V257H210ZM121 258L122 256L121 255H118L117 256V258ZM145 257H147L146 255H145ZM149 257V256H148ZM148 257L147 258H143V259H147V260H150V259H148ZM151 257V256H150ZM206 257H207V255H206ZM106 258V257H105ZM108 258V257H107ZM116 258V259H117ZM123 259V261H124V259L125 258H122ZM142 259V260H143ZM103 260H105V259H102V257H98V259H95L94 261H93V263L92 264H100ZM147 260H145V261H147ZM128 261V260H127ZM144 261V260H143ZM151 261V260H150ZM213 261V260H212ZM216 261V260H215ZM105 262V261H104ZM120 262V261H119ZM130 262V261H129ZM128 262V263H129ZM103 263V262H102ZM105 263H109L108 261L107 262H105ZM105 263H103V264H105ZM126 263V262H125ZM211 263V262H210ZM118 264V263H117Z\"/></svg>",
  "mask_w": 264,
  "mask_h": 264
}]
</instances>
